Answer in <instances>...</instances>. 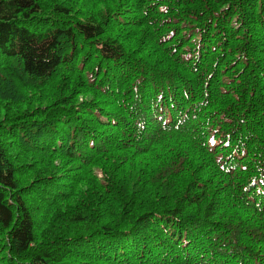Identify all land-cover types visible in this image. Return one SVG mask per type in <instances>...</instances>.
Returning a JSON list of instances; mask_svg holds the SVG:
<instances>
[{
	"label": "trees",
	"instance_id": "1",
	"mask_svg": "<svg viewBox=\"0 0 264 264\" xmlns=\"http://www.w3.org/2000/svg\"><path fill=\"white\" fill-rule=\"evenodd\" d=\"M0 264H264V0H0Z\"/></svg>",
	"mask_w": 264,
	"mask_h": 264
}]
</instances>
